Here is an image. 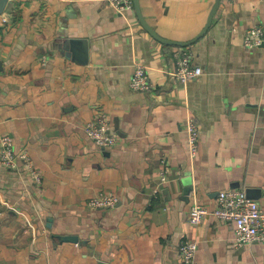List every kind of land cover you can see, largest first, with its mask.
<instances>
[{"label":"crops","instance_id":"0c3cea01","mask_svg":"<svg viewBox=\"0 0 264 264\" xmlns=\"http://www.w3.org/2000/svg\"><path fill=\"white\" fill-rule=\"evenodd\" d=\"M139 9L8 0L0 140L26 150L42 182L20 159L0 163V264H181L184 241L197 243L196 264H264V241L237 248L232 224L188 220L228 190L253 191L264 209V46L243 45L248 29H264V0H139ZM72 40L87 43L86 63ZM184 54L203 75L182 85L173 74ZM139 64L150 93L130 87ZM101 117L118 136L112 149L84 134ZM190 121L201 131L195 156ZM102 194L116 206L90 208Z\"/></svg>","mask_w":264,"mask_h":264},{"label":"built area","instance_id":"2783aa9c","mask_svg":"<svg viewBox=\"0 0 264 264\" xmlns=\"http://www.w3.org/2000/svg\"><path fill=\"white\" fill-rule=\"evenodd\" d=\"M117 12L126 14L134 9V0H105ZM243 45L247 49L264 46V29L253 27L245 32ZM45 61V60H44ZM179 84L185 85L203 75V69L191 64L189 56H178L173 74ZM130 87L136 92L150 93L155 90L150 82L147 68L139 64L132 76ZM85 136L100 149H112L118 142V136L111 130L106 117L98 118L83 126ZM187 143L192 156L199 147L201 131L197 124L190 121L186 124ZM17 159L22 160V168L28 173L36 186H41L42 176L33 165L26 150L17 152L13 138L5 135L0 140V163L5 168L16 167ZM166 179L163 178V181ZM118 199L113 194H102L89 202L92 209L109 210L116 206ZM209 217L216 218L221 223H230L233 227V245L243 248L258 241H264V209L261 205L248 198L245 191L228 190L219 193L216 208L208 209L194 205L189 212L188 220L192 225H198ZM198 246L196 242L184 241L180 247L181 264H196Z\"/></svg>","mask_w":264,"mask_h":264},{"label":"water","instance_id":"95a60500","mask_svg":"<svg viewBox=\"0 0 264 264\" xmlns=\"http://www.w3.org/2000/svg\"><path fill=\"white\" fill-rule=\"evenodd\" d=\"M7 3H8V0H0V15L3 13L5 7L7 6ZM218 6H219L218 4L215 6V8H214V10L212 12V17L210 19V22H209L208 26L205 28L204 32L201 34V36H203L207 32V30L209 29V27L211 25V22H212L213 15L216 13V11L218 9ZM134 8L137 10V12H139V10H140L139 9V0H134ZM142 24L149 31L150 34H152L154 37H156L160 41L165 42L157 34H155L151 30V28L147 26V24L143 20H142ZM165 43H167V42H165ZM70 46H71V49H73L75 47H79V48H81L83 50L80 61L83 62V63H86L87 62V53H88L87 43L84 42V41L72 40L70 42ZM189 189L190 190H187V192L191 191L192 187H190ZM251 193H253V191L248 190L247 196H248L249 199L253 200V199H259L260 198L259 196H253ZM65 241H70V242H76L77 243L79 241V239L77 237H72L71 236V237H66Z\"/></svg>","mask_w":264,"mask_h":264}]
</instances>
